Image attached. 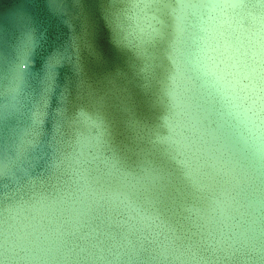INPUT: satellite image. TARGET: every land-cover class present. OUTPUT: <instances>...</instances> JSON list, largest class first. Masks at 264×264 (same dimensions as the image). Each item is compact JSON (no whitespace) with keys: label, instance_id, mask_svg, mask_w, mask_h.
<instances>
[{"label":"water","instance_id":"1","mask_svg":"<svg viewBox=\"0 0 264 264\" xmlns=\"http://www.w3.org/2000/svg\"><path fill=\"white\" fill-rule=\"evenodd\" d=\"M11 2L0 264H264V97L221 70L264 5Z\"/></svg>","mask_w":264,"mask_h":264},{"label":"snow or ice","instance_id":"2","mask_svg":"<svg viewBox=\"0 0 264 264\" xmlns=\"http://www.w3.org/2000/svg\"><path fill=\"white\" fill-rule=\"evenodd\" d=\"M264 5V0H229L228 7L254 8ZM224 76L232 80L241 98L258 111L264 97V11L258 10L252 28L245 33L239 54L234 60L222 65ZM251 247L241 249V262L253 259Z\"/></svg>","mask_w":264,"mask_h":264},{"label":"rangeland","instance_id":"3","mask_svg":"<svg viewBox=\"0 0 264 264\" xmlns=\"http://www.w3.org/2000/svg\"><path fill=\"white\" fill-rule=\"evenodd\" d=\"M11 3V0H0V36L2 37L1 41H4V44L1 43L2 45H0V60L4 64L12 59L11 57L16 53V44L20 43L21 40L19 50L23 51L22 47L26 41L20 36H29L30 33L38 35L41 31L37 23L28 20V15L20 4L13 6ZM24 23L26 27L23 26ZM27 38L29 39L31 36ZM1 71L4 74L2 66Z\"/></svg>","mask_w":264,"mask_h":264}]
</instances>
